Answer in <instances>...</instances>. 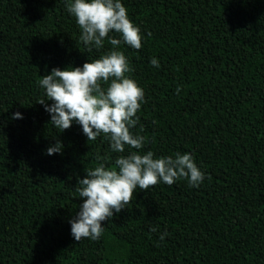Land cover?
Returning <instances> with one entry per match:
<instances>
[{"label": "trees", "instance_id": "obj_1", "mask_svg": "<svg viewBox=\"0 0 264 264\" xmlns=\"http://www.w3.org/2000/svg\"><path fill=\"white\" fill-rule=\"evenodd\" d=\"M68 2L0 0V264H264V0H121L143 39L119 50L145 93L131 129L145 144L125 153L75 121L61 132L37 103L52 68L112 48L80 40ZM149 150L190 153L203 182L137 187L99 239L76 241L78 179Z\"/></svg>", "mask_w": 264, "mask_h": 264}, {"label": "clouds", "instance_id": "obj_2", "mask_svg": "<svg viewBox=\"0 0 264 264\" xmlns=\"http://www.w3.org/2000/svg\"><path fill=\"white\" fill-rule=\"evenodd\" d=\"M67 10L82 30L80 40L85 45L101 49L107 39L112 48L100 58L86 61L82 67L52 68L38 81L47 99L37 103L44 105L50 114V123L61 132L75 121L82 127L88 141H95L103 134L116 153H125L126 146L142 149L145 137L133 134L131 129L138 123L136 114L145 93L133 78L126 75L133 69L125 53L119 50L122 42L137 50L142 47L140 27L129 18L121 0H69ZM113 31L121 38L110 37ZM151 64L160 67L155 57ZM48 100L52 103H46ZM13 118H22V115L16 112ZM62 149V142L57 140L55 145L48 147L47 154L62 152ZM204 178V172L190 153L154 158V153L149 150L119 155L115 167L100 163L78 179L76 191L82 203L70 220L71 234L76 241L99 239L103 222L126 208L137 187L147 190L160 181L171 186L180 179L187 180L190 187H199ZM150 230L155 232L157 228ZM167 235V232L161 233L160 240Z\"/></svg>", "mask_w": 264, "mask_h": 264}]
</instances>
